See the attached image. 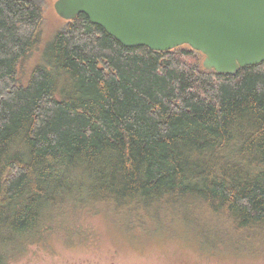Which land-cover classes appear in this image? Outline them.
Returning a JSON list of instances; mask_svg holds the SVG:
<instances>
[{
	"label": "trees",
	"instance_id": "obj_1",
	"mask_svg": "<svg viewBox=\"0 0 264 264\" xmlns=\"http://www.w3.org/2000/svg\"><path fill=\"white\" fill-rule=\"evenodd\" d=\"M42 18L36 0H0V264L64 215L69 236L87 213L264 229V62L219 75L187 45L125 47L79 14L23 79Z\"/></svg>",
	"mask_w": 264,
	"mask_h": 264
},
{
	"label": "rangeland",
	"instance_id": "obj_2",
	"mask_svg": "<svg viewBox=\"0 0 264 264\" xmlns=\"http://www.w3.org/2000/svg\"><path fill=\"white\" fill-rule=\"evenodd\" d=\"M36 1L43 17L40 47L18 65L23 79L38 52L67 22L56 14V0ZM160 215L152 226L136 230L125 226L127 218L115 221L111 214H79L83 230L68 231L72 236L61 232L72 225L64 215L57 233L28 245L24 255L10 264H264V229L227 228L220 219L206 216L193 223L174 213Z\"/></svg>",
	"mask_w": 264,
	"mask_h": 264
},
{
	"label": "water",
	"instance_id": "obj_3",
	"mask_svg": "<svg viewBox=\"0 0 264 264\" xmlns=\"http://www.w3.org/2000/svg\"><path fill=\"white\" fill-rule=\"evenodd\" d=\"M54 10L86 15L125 47L187 45L219 75L264 62V0H56Z\"/></svg>",
	"mask_w": 264,
	"mask_h": 264
}]
</instances>
